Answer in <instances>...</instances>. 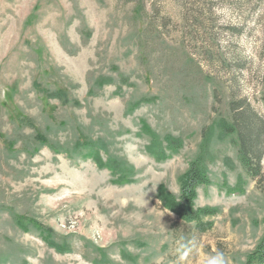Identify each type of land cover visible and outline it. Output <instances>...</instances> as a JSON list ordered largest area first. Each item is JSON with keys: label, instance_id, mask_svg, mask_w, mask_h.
Masks as SVG:
<instances>
[{"label": "rangeland", "instance_id": "1", "mask_svg": "<svg viewBox=\"0 0 264 264\" xmlns=\"http://www.w3.org/2000/svg\"><path fill=\"white\" fill-rule=\"evenodd\" d=\"M194 162L205 231L157 195ZM263 234L264 0H0V264H247Z\"/></svg>", "mask_w": 264, "mask_h": 264}, {"label": "trees", "instance_id": "2", "mask_svg": "<svg viewBox=\"0 0 264 264\" xmlns=\"http://www.w3.org/2000/svg\"><path fill=\"white\" fill-rule=\"evenodd\" d=\"M142 7L140 1L136 4L135 9L137 13ZM107 81H104V83ZM56 95V94H54ZM56 97L60 98V95ZM66 101V100H64ZM171 140V139H170ZM169 140V141H170ZM149 150H152L149 148ZM151 154L158 159H165L166 153L163 148L158 147L156 152L151 151ZM242 162L245 165L247 162L245 158H242ZM128 180L126 174L122 176V182ZM209 179L205 171L198 167L194 162L190 168L182 175L180 179L179 194L174 195L167 191V189L160 185L158 187V198L161 200L165 209L175 213L181 220L186 222H194L195 228L199 231H205L212 226V222L209 220L211 217L216 215L218 211L212 207H198L195 206L194 200L196 198V189L200 185H207ZM241 189L228 190V193H240ZM57 245V244H56ZM58 246V245H57ZM59 249L65 250L67 247L65 244H59ZM247 264H264V234L257 244L256 248L250 252L246 258Z\"/></svg>", "mask_w": 264, "mask_h": 264}, {"label": "clouds", "instance_id": "3", "mask_svg": "<svg viewBox=\"0 0 264 264\" xmlns=\"http://www.w3.org/2000/svg\"><path fill=\"white\" fill-rule=\"evenodd\" d=\"M194 247L195 243L192 240H182L178 243V246L176 248L178 264H184V262L193 252ZM199 264H226V258L222 251L214 249L213 254L202 256L199 260Z\"/></svg>", "mask_w": 264, "mask_h": 264}]
</instances>
